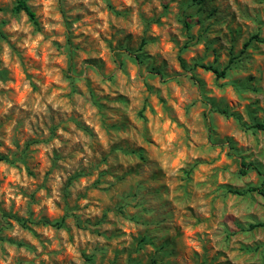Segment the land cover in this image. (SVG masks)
Returning a JSON list of instances; mask_svg holds the SVG:
<instances>
[{
  "label": "rangeland",
  "instance_id": "1",
  "mask_svg": "<svg viewBox=\"0 0 264 264\" xmlns=\"http://www.w3.org/2000/svg\"><path fill=\"white\" fill-rule=\"evenodd\" d=\"M26 3L0 0V264H264V197L227 191L264 176V0Z\"/></svg>",
  "mask_w": 264,
  "mask_h": 264
},
{
  "label": "trees",
  "instance_id": "2",
  "mask_svg": "<svg viewBox=\"0 0 264 264\" xmlns=\"http://www.w3.org/2000/svg\"><path fill=\"white\" fill-rule=\"evenodd\" d=\"M11 10L14 13H18V12H21V11L24 12L27 15L28 19L34 25L37 24V21H36V18H35V14L31 10V8L28 6V4L26 3V0H14V4H13ZM252 38L253 39L257 38V35L256 34L253 35ZM199 66L201 68H203L204 70L211 71L215 75L216 78L225 77L226 76V71L228 69V66H225V67L219 69L217 66H214L212 64H199ZM220 112L223 113V114H226V115L228 114L226 109H222V110H220ZM246 127L250 128V129H253V130H262L264 132V118L261 121H252ZM0 159H3V157H0ZM240 166H241L240 172L243 173V174L246 172L248 167H250L249 164L245 163L242 160L240 162ZM78 175L79 174H73L71 178L77 177ZM227 191L229 193H231V194H234V195H244V194H247V193H250V192H255V193H257V194H259V195L264 197V176L261 178L259 184H257V185H248L245 188H241V189L228 187ZM61 223H62L61 221L54 222V223H52V225L60 226ZM257 225H260V224H251L250 227L252 228V227H255Z\"/></svg>",
  "mask_w": 264,
  "mask_h": 264
}]
</instances>
